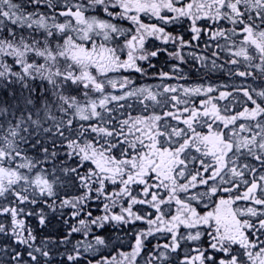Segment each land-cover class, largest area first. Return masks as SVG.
Wrapping results in <instances>:
<instances>
[{
	"label": "snow or ice",
	"instance_id": "obj_1",
	"mask_svg": "<svg viewBox=\"0 0 264 264\" xmlns=\"http://www.w3.org/2000/svg\"><path fill=\"white\" fill-rule=\"evenodd\" d=\"M0 264H264V0H0Z\"/></svg>",
	"mask_w": 264,
	"mask_h": 264
}]
</instances>
